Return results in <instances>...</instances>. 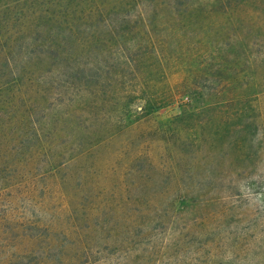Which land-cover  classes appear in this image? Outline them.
<instances>
[{
    "label": "rangeland",
    "instance_id": "374dc122",
    "mask_svg": "<svg viewBox=\"0 0 264 264\" xmlns=\"http://www.w3.org/2000/svg\"><path fill=\"white\" fill-rule=\"evenodd\" d=\"M0 264H264V0H0Z\"/></svg>",
    "mask_w": 264,
    "mask_h": 264
}]
</instances>
